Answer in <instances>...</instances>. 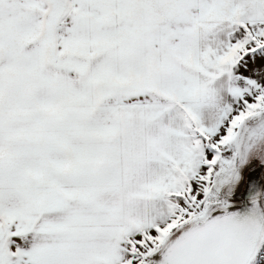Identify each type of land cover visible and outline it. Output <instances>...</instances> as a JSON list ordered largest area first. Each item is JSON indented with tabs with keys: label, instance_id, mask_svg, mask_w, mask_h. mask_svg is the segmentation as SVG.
<instances>
[{
	"label": "snow or ice",
	"instance_id": "snow-or-ice-1",
	"mask_svg": "<svg viewBox=\"0 0 264 264\" xmlns=\"http://www.w3.org/2000/svg\"><path fill=\"white\" fill-rule=\"evenodd\" d=\"M0 264H264V0H0Z\"/></svg>",
	"mask_w": 264,
	"mask_h": 264
}]
</instances>
